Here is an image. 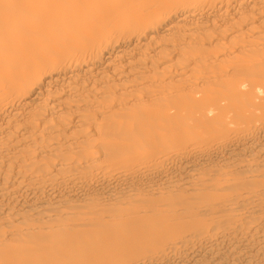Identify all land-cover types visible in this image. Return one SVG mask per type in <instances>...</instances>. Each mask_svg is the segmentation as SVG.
<instances>
[{
	"label": "bare ground",
	"instance_id": "obj_1",
	"mask_svg": "<svg viewBox=\"0 0 264 264\" xmlns=\"http://www.w3.org/2000/svg\"><path fill=\"white\" fill-rule=\"evenodd\" d=\"M0 264H264V0H0Z\"/></svg>",
	"mask_w": 264,
	"mask_h": 264
}]
</instances>
